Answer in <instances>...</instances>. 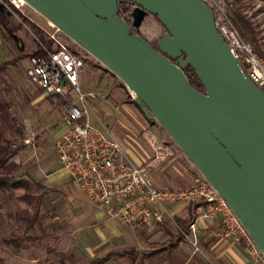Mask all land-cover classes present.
Here are the masks:
<instances>
[{
    "label": "water",
    "instance_id": "obj_1",
    "mask_svg": "<svg viewBox=\"0 0 264 264\" xmlns=\"http://www.w3.org/2000/svg\"><path fill=\"white\" fill-rule=\"evenodd\" d=\"M24 0L106 69L224 199L264 254V90L245 74L201 0ZM147 15L155 44L133 29ZM191 66L204 90L189 82Z\"/></svg>",
    "mask_w": 264,
    "mask_h": 264
},
{
    "label": "rangeland",
    "instance_id": "obj_2",
    "mask_svg": "<svg viewBox=\"0 0 264 264\" xmlns=\"http://www.w3.org/2000/svg\"><path fill=\"white\" fill-rule=\"evenodd\" d=\"M228 1L231 3L232 0ZM241 3L244 6V12L250 16L259 32L258 42L260 46L256 45L243 33L234 16L235 23L243 37L252 43L256 52L264 59L261 52L264 49V2L261 0H241ZM127 7L124 3L120 12L127 10ZM21 12L47 35L54 34L59 40L67 43L71 51L80 55L85 60V75L89 70H93L94 65H99L101 68L108 70L31 6L25 3ZM137 30L143 38L152 44H155L156 40L165 32L164 27L152 15H147ZM14 33L16 38L10 37L0 28V63L13 60L20 53H29L36 47L38 38L29 23L23 22L22 26ZM27 58L17 60L13 65H8L0 76V88H3V94L10 100V111L20 118L24 130L26 125L30 126L32 130V144L25 145L14 157V160L20 165L19 174L29 173L43 185V189L37 191V194H42L39 211L44 218L36 225L35 231L30 232L37 239L34 242L24 243L20 248L6 246L1 243L2 236L12 232H21L22 228L17 222L6 216L0 218V256L6 264H35L46 259L57 261L61 258L65 264H89L88 253L90 251L88 249L90 247H88L87 242H89L90 236L88 234L91 227H88L89 217H87V213L93 211L96 205L87 199L78 188L73 177L63 170L59 163V165L56 163L57 155L54 143L58 138L56 132L60 128L64 109L60 102H54L29 82L25 75ZM107 75L103 74L102 78L108 79ZM115 80H117L118 87L122 90L119 88L111 90L105 97H110L112 100L118 96L116 93L123 95L124 102L137 110L143 128L133 129L134 139L126 136L128 133L123 127L125 120H117V117L124 116L119 108L115 109L109 104V116L105 119L106 111L104 109L106 108H100L101 112L100 110H92V104L97 97L101 103L108 104L99 95L95 96V94L94 97L87 96L86 98L90 122L100 129L113 130L123 142L127 141L131 145L133 143L136 145L137 142L142 153H140L142 155L140 164L143 165L154 157V150L149 140H157L162 148H167L171 152V155L157 167L148 168L147 174L153 183L156 185L166 184L164 186L160 185V187H184L189 185L187 176L190 174L185 175L187 174L185 169L191 166L193 172H196L191 177H194L198 171L156 121L149 123L144 118L132 103L133 95L127 90L126 86L122 85L124 83L120 79ZM92 81L94 83L92 87L95 89L97 79ZM24 133L26 134V131ZM130 144L129 148L131 147ZM21 192L22 190L18 189L2 196L1 209L7 212L17 211L19 208L25 207V203L18 199ZM30 209L32 208L30 207ZM107 249L108 247L99 248L96 255L99 256L100 254L102 256ZM92 250L95 251L93 248Z\"/></svg>",
    "mask_w": 264,
    "mask_h": 264
},
{
    "label": "built area",
    "instance_id": "obj_3",
    "mask_svg": "<svg viewBox=\"0 0 264 264\" xmlns=\"http://www.w3.org/2000/svg\"><path fill=\"white\" fill-rule=\"evenodd\" d=\"M2 1L15 18L22 21L18 13L22 14L24 0ZM201 1L212 10L218 33L232 54L239 59L245 74L262 88L264 59L256 52L252 43L243 37L235 23L231 3L228 0ZM125 3L127 10L120 15L131 23L136 5L128 1ZM48 38L52 40L50 47L41 44L43 53L27 58L25 75L32 85L54 102L62 104L65 130L56 139L54 148L61 168L73 177L87 199L108 218L122 224L139 226H151L171 220L169 205L201 204L202 218L210 223L218 220L223 237L243 242L259 264H264V254L228 203L219 197L204 177L197 173L191 183L184 187L157 186L147 170L149 167H157L171 155L167 148H162L155 139L149 140L154 157L145 165L138 164L127 155L117 139L90 122L86 98L94 97V94L85 93L80 83L85 60L54 34H48ZM25 131L24 144H32L30 126L26 125ZM178 229L184 237H189L182 227ZM190 231L193 234L191 244L197 250L195 227L191 226Z\"/></svg>",
    "mask_w": 264,
    "mask_h": 264
},
{
    "label": "crops",
    "instance_id": "obj_4",
    "mask_svg": "<svg viewBox=\"0 0 264 264\" xmlns=\"http://www.w3.org/2000/svg\"><path fill=\"white\" fill-rule=\"evenodd\" d=\"M84 72L80 77L83 91L93 93L95 96L99 95L101 99L108 103L107 105L101 103L97 97L92 104V110H100L101 112L100 108H106L104 109L106 111V115L104 114L105 119L109 116L108 106L111 105L115 109L119 108L124 116L117 117V120H125V123L123 121L122 123H124L123 127L128 133L126 136L134 139L133 129L143 128L137 110L124 102L121 94L115 92L118 96L112 100L110 97H105L111 90L119 88L117 80H115L119 78L99 65H94L93 70H89L87 75ZM103 74H108L109 78H102ZM92 78L95 81L97 79L95 89L92 87V84H94ZM64 130L65 123L62 117L60 128H58L59 132H56V136L59 137ZM109 130L105 129L104 132L119 140L127 155L134 162L140 164L142 153L137 142L136 145L135 143L131 145L127 141L123 142L113 130ZM56 160L58 164V158ZM185 171H187L185 175L190 174L187 176V180L191 183L193 177L191 175L196 172H193L191 166H188ZM27 174L35 179L33 175ZM157 185L164 186L166 184ZM95 207L93 211L87 213V217H89L88 227H91L88 234L90 236L89 242H87L88 247H90L88 249L90 251L88 253L89 263L95 259L106 257L102 264H259L243 242H234L230 238L221 235L222 226L218 220L210 223L201 217L203 211V205L201 204L177 203L169 205L171 220L167 219L162 223L151 226L122 224L108 218L100 208ZM191 226L195 227L194 236L197 250L190 241L193 238L190 231ZM178 227H182L189 234V237L180 234ZM101 247H108V249L105 250L102 256L100 254L98 256L96 254Z\"/></svg>",
    "mask_w": 264,
    "mask_h": 264
},
{
    "label": "trees",
    "instance_id": "obj_5",
    "mask_svg": "<svg viewBox=\"0 0 264 264\" xmlns=\"http://www.w3.org/2000/svg\"><path fill=\"white\" fill-rule=\"evenodd\" d=\"M264 2V0H261ZM125 0H120L118 4L119 14L121 6L125 3ZM231 6L236 21L240 25L243 33L249 37L256 45L260 46L258 42V30L255 24L251 21L250 16L244 12V6L241 0H232ZM22 21H18L14 14L8 9V7L0 0V28L7 33L10 37L16 38L15 30L20 28L23 22H27L34 30V34L38 38L36 47L29 53H20L16 58L10 61L0 63V76L8 65H13L17 60L29 57L34 54L43 53L41 44L48 47L52 45V40L48 38V35L38 28L35 24L30 22L27 17L18 13ZM156 18V17H155ZM133 32H138L137 29H133ZM264 55V49L261 51ZM190 84L198 91H203V84L200 82L194 69L191 66H187L184 69ZM124 87L125 85L122 84ZM264 90V86L262 87ZM3 88H0V218L3 216L17 222L22 228L21 232H12L8 235L1 237V243L15 248H20L24 243L34 242L37 239L36 236L30 234L36 229V225L39 224L44 216L39 211V206L42 200V194L37 191L43 189V185L40 182L33 179L27 173L19 174L20 165L14 160V157L24 147L25 130L20 118L10 111L11 102L3 94ZM132 103L138 108L140 113L144 116L143 112L138 107L135 100ZM149 123H154V120H148ZM22 190L18 199L25 203V207L19 208L17 211L4 212L1 209V199L7 193L14 190ZM30 207L32 209H30ZM108 257V256H107ZM106 257L98 258L91 261L89 264H102ZM0 264H6L4 259L0 256ZM35 264H65L64 260L58 259L57 261L46 259L43 262Z\"/></svg>",
    "mask_w": 264,
    "mask_h": 264
}]
</instances>
